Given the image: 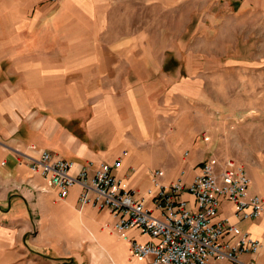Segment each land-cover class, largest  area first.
<instances>
[{"label":"crops","instance_id":"0c3cea01","mask_svg":"<svg viewBox=\"0 0 264 264\" xmlns=\"http://www.w3.org/2000/svg\"><path fill=\"white\" fill-rule=\"evenodd\" d=\"M262 1L237 0L235 10ZM231 3L0 0V264H148L129 240L156 241L137 228L115 232L108 209L79 208L78 186L59 198L15 150L46 149L77 166L120 158L116 176L140 195L152 170H162L165 184L188 183L203 161L230 155L245 166L249 192L264 199V152L256 151L264 142L249 135L262 134L251 114L258 112L239 115L247 94L231 98L227 80L215 77L204 93V78L192 71L224 67L200 53L227 52ZM218 216L260 242L241 260L264 264V213L238 221L223 201Z\"/></svg>","mask_w":264,"mask_h":264},{"label":"built area","instance_id":"2783aa9c","mask_svg":"<svg viewBox=\"0 0 264 264\" xmlns=\"http://www.w3.org/2000/svg\"><path fill=\"white\" fill-rule=\"evenodd\" d=\"M15 151L59 198L78 186L79 208L108 209L115 232L137 228L155 238L146 243L129 240L131 254L148 259V264H212L211 260L247 264L241 255L260 248V242L236 222L218 216L223 201L232 205L238 221L254 220L264 213V199L249 192L251 179L245 166L232 157L211 156L188 183L177 178L165 184L161 182L162 170H152L145 194L140 195L126 189L116 176L120 158L111 163L88 160L77 166L46 149L39 150L37 156ZM146 198L153 208L146 205Z\"/></svg>","mask_w":264,"mask_h":264},{"label":"rangeland","instance_id":"374dc122","mask_svg":"<svg viewBox=\"0 0 264 264\" xmlns=\"http://www.w3.org/2000/svg\"><path fill=\"white\" fill-rule=\"evenodd\" d=\"M236 2L237 0H232L231 3L233 12L231 20L232 34L230 46L224 47L228 49L227 52H209L208 48L215 50L217 47H207L205 48L207 50L206 52L200 53V56L208 61V65L217 64L224 67H217L216 69L209 67L192 71H199V75L204 78V86H202L204 93L207 92L209 87H213V82L209 83L207 78L215 77L225 78L227 80L226 86L229 88L227 90L230 91L231 98H234L238 94H247L246 97L242 98H248V107L246 110H244L245 108L239 110L238 113L244 116L246 111L249 112L250 109L258 112L251 114L259 116L258 119H255V122L262 124V134L257 132L256 134L249 135L253 137L257 136V140L261 138L264 142V2L262 1L258 5L251 4V7L247 11L241 10L242 14H238L239 11L235 10L237 9ZM252 7H259L261 9L260 11H263L259 13L263 16L254 14L255 12ZM251 13L253 14L250 15ZM218 48L222 49L223 47ZM215 85L217 88H221L222 86L218 83ZM256 95H262V100H252ZM250 99L251 101H249ZM233 103L239 104L238 101H233ZM256 105H258V108H255ZM248 120L251 119L249 118ZM258 129H260V126ZM234 151L235 153L241 152V150ZM252 151L251 149L247 150L249 154ZM256 151L262 153L264 152V148H256ZM214 154L217 156L227 155L219 149H215Z\"/></svg>","mask_w":264,"mask_h":264}]
</instances>
